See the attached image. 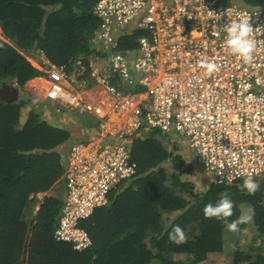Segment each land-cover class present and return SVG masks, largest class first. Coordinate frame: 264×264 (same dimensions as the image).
<instances>
[{
  "label": "built area",
  "instance_id": "2783aa9c",
  "mask_svg": "<svg viewBox=\"0 0 264 264\" xmlns=\"http://www.w3.org/2000/svg\"><path fill=\"white\" fill-rule=\"evenodd\" d=\"M236 13L247 14L254 28L251 63L225 44V25ZM92 14L93 90L82 58L69 69L43 52L36 57L49 84L32 92L97 125L92 139L72 143L64 155L54 240L79 252L91 248L83 224L136 174L132 140L153 129L183 140L216 184L244 190L252 174L264 187V10L244 0H97ZM134 33L135 47L120 42ZM86 92L95 94L87 99Z\"/></svg>",
  "mask_w": 264,
  "mask_h": 264
},
{
  "label": "trees",
  "instance_id": "16d2710c",
  "mask_svg": "<svg viewBox=\"0 0 264 264\" xmlns=\"http://www.w3.org/2000/svg\"><path fill=\"white\" fill-rule=\"evenodd\" d=\"M96 1L0 0V85L14 82L23 89L28 80L40 77L25 58L37 50L48 51L57 64L88 52L98 25L92 15ZM244 4L264 10V0ZM138 35H124L120 42L135 47ZM33 98L0 99V264H200L209 254L225 250L231 253L228 264H264V187L250 195L214 182L196 193L192 182L181 179L184 162L173 154L176 145L168 152L154 136L156 130L134 142L136 174L111 191L108 203L83 224L90 249L78 252L53 239L60 198L44 199L27 236V203L62 177L65 164L55 148L69 137V131L40 114L41 107L32 109ZM30 104L21 124L20 110ZM225 190L234 201L229 220L249 204L255 208L253 221L241 225L239 232L203 215L204 206L215 203ZM174 225L184 229L185 243L169 239ZM247 230L253 244L231 252L228 240L237 245Z\"/></svg>",
  "mask_w": 264,
  "mask_h": 264
},
{
  "label": "clouds",
  "instance_id": "9594fccd",
  "mask_svg": "<svg viewBox=\"0 0 264 264\" xmlns=\"http://www.w3.org/2000/svg\"><path fill=\"white\" fill-rule=\"evenodd\" d=\"M92 10H93V8H92ZM236 16H237L236 19L230 20L225 25V28H224V31L226 33L225 44L230 49V51L232 53H234L235 55H237L243 62L251 63L252 53L256 47V41L253 39L254 28H253L252 24L250 23V17L247 14L236 13ZM40 52L45 53L48 56L49 61L51 63L57 64V63L52 62V60H51L52 55L48 51H43V50H37L34 53L25 55V58L32 67L36 68L38 71L43 72V74L46 75L44 73V71L42 70V68H43L42 65L36 59L37 55ZM75 60H76V58H72L69 60V62L72 66L75 64ZM60 65H62V64H60ZM85 65H86V72H85L83 78L84 79L86 78V82L88 85L91 83L93 86V83H92L93 80H92V78L89 77L90 67H89L88 63H86ZM216 67H217V65H215L214 63H209L207 65L209 72L215 70ZM46 79H47L48 84H49V79L47 78V76H46ZM30 80H28V81H30ZM90 80H91V82H90ZM28 81L23 86V89H20L18 87V85L14 82H12V83L5 82V83L10 85V86H13L19 90L18 99L20 98V95H21L20 91L26 89L28 91V93H32V97H40L41 100L47 99L50 101V99H48V98H42L41 93L37 94V93L32 92V88H31L32 85H30L29 88L27 89L26 86H27ZM51 104H52V102H51ZM56 105L57 104H52V106L54 108H56V110L59 107L60 108L63 107V106L55 107ZM179 140H181V139H179ZM185 150L187 151V146H185ZM187 154L189 155V157H191V155L188 152H187ZM181 158H182V156H181ZM190 160H192V159H190ZM195 166H197V165L195 164ZM243 188L246 190V192L248 194L254 195L260 189V183L253 178L252 174H248L247 177L243 181ZM233 208H234V201L231 198L230 193L227 190H225L219 194L218 199L215 201V203L210 202L204 206L203 215L206 218H214L217 221L222 222L223 224L226 225L227 229L231 232H239L241 230V225L249 224L253 221V218L255 216V208H254V206L249 204L244 208L241 215H239L237 217V219L229 220V217H231L233 214ZM169 239L176 244H182V243H185L187 241V236H186L185 231L182 227H180L179 225H174L172 228V231L169 233Z\"/></svg>",
  "mask_w": 264,
  "mask_h": 264
},
{
  "label": "crops",
  "instance_id": "0c3cea01",
  "mask_svg": "<svg viewBox=\"0 0 264 264\" xmlns=\"http://www.w3.org/2000/svg\"><path fill=\"white\" fill-rule=\"evenodd\" d=\"M94 38H95V31L92 32V35L89 39V41H90L89 42L90 46L88 47L89 51L86 53H83V54H79V55L77 54L73 58H76V59L82 58L84 64H86L88 62L89 55L92 53L91 41L94 40ZM95 63H96L95 65L97 66V68L98 67L101 68V66H100L101 64L99 65V60H98V62L96 61ZM62 65L68 66L69 69H72V67H73L69 61L66 64H62ZM41 73L42 74L40 77H36V78H33L30 81H28L27 86H26L27 89L29 88L30 85L36 87V86H42V85L45 86L48 84V81L46 79V75H44L43 72H41ZM110 81L114 84L116 83L113 78ZM90 82H91V80H90ZM87 88L93 90L92 84L90 83L87 86ZM91 90H88V91H91ZM20 93H21L20 97H24V96L32 97V93H28V91L26 89L20 91ZM83 94L86 95L87 99H92L95 93L93 94L92 92H86ZM57 106L59 107L58 104L55 107H57ZM27 107L21 108V110L22 109L27 110L28 109ZM36 108H38V106ZM29 111L30 110L28 109V111L25 114L23 113L24 111L20 112L21 124H23L25 122ZM39 112H40V114H42L46 117H49V119L51 121H53L54 123H57V125L59 127L69 131L68 139L55 148V150L61 155V158L63 161H64V155L72 143L80 142V141H89L97 133V125L95 124V122L92 121L91 119H89V116L87 114L81 113L79 111L75 112L73 109L66 108L65 106H63L61 108L59 107L58 111H56V108H54L52 106V104H50V106H47L45 109H41ZM154 130H156V133H155L156 135H154V136H156L157 140H159L162 143V145L164 144L163 141L169 143V147H171V150H172V147L174 145H176L177 149H176L175 153H173V154L181 156L179 153H177L178 147H179L178 143L180 144V146L183 147V149H185V146L182 144V142L179 139L169 138L157 129L151 130V132H148V134H146L144 136H147L152 132L154 133L155 132ZM144 136H137L133 140L131 139L132 140V149L134 148V142L138 139H143ZM165 147L167 148L168 146L165 145ZM166 150L168 152L171 151L168 149H166ZM192 162H193V157H192ZM188 168H189V166H188ZM197 168L199 170H201L199 167H197ZM61 178L58 181L59 183H61ZM212 180H213V178H212ZM60 200H61V198H60Z\"/></svg>",
  "mask_w": 264,
  "mask_h": 264
},
{
  "label": "rangeland",
  "instance_id": "374dc122",
  "mask_svg": "<svg viewBox=\"0 0 264 264\" xmlns=\"http://www.w3.org/2000/svg\"><path fill=\"white\" fill-rule=\"evenodd\" d=\"M94 31L96 33L97 28ZM0 38H2L1 30H0ZM34 98H35V100H34ZM34 98H33L34 101L32 103V109L34 108V106H39L42 109H45L47 106H50V104H51V102L47 99L41 100L40 97H34ZM27 108L30 110L31 104ZM28 109L27 110L22 109L20 112L24 111L23 113L25 114L28 111ZM180 141L182 142V144L184 146H186V144L183 140H180ZM163 143L166 146H168L166 149L171 150V147H169V143H167L165 141H163ZM178 146L179 147H178L177 153H179L182 156L183 162H184L183 168H181V172L183 171L181 174V179L183 181L192 182L194 185V191L196 193H201V192L207 190V188L212 183H214L212 180V175L210 173H205L202 170H199L195 166V164L192 162V160H190V159H192V157H189L186 150L183 149V147L180 146L179 143H178ZM168 165H169V167H167V168L171 171L172 170L171 166H170V164H168ZM188 166L190 167L189 173L184 172V170H186L188 168ZM58 181L48 191L43 192V193H38L35 195V197H32V198H35L33 202H32V200L28 201L26 210L24 211L25 212V221L28 225V227L26 228V235L27 236L30 237V234H31V231H30L31 221H29V220L36 217V215L38 214V211L40 209L41 204L44 202V199L46 197L62 198V196H63V185H62V183H59ZM230 188H235V187H230ZM243 191L246 192L245 189ZM243 210H244V208H242V211ZM242 234L243 235L240 238L239 243L237 245H234V242L231 241L230 239L228 240V242L231 243V247H230L231 252L233 250L237 249V247L238 248H244V246L247 244L248 245L253 244L252 243L253 241L251 239L253 236L252 232L247 230V231H244ZM228 238H230V237H228ZM255 243H257V241ZM263 252H264V250H263ZM179 257L184 258L183 256H178V258ZM230 260H231V253H229L228 250H225L224 252H221V253L209 254L207 256L206 260L200 264H228V263H230Z\"/></svg>",
  "mask_w": 264,
  "mask_h": 264
},
{
  "label": "water",
  "instance_id": "95a60500",
  "mask_svg": "<svg viewBox=\"0 0 264 264\" xmlns=\"http://www.w3.org/2000/svg\"><path fill=\"white\" fill-rule=\"evenodd\" d=\"M19 97V90L13 86H10L6 83L0 85V99L6 102L17 101Z\"/></svg>",
  "mask_w": 264,
  "mask_h": 264
}]
</instances>
